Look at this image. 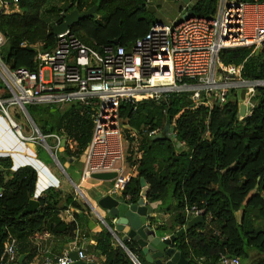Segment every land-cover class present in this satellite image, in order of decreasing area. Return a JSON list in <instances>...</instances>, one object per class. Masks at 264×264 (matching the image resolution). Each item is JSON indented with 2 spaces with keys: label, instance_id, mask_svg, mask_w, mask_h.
<instances>
[{
  "label": "trees",
  "instance_id": "1",
  "mask_svg": "<svg viewBox=\"0 0 264 264\" xmlns=\"http://www.w3.org/2000/svg\"><path fill=\"white\" fill-rule=\"evenodd\" d=\"M156 2L19 0V11L0 12V31L6 38L2 49L4 61L14 69L36 70L37 51L22 44L43 43V50L54 48L57 37L53 27L62 24L68 13H83L94 6L96 16L76 22L71 30L90 45L112 44L119 39L121 45L130 49L137 38L160 21L155 14L161 4ZM218 2L190 0L189 8L194 16L210 18L216 14ZM151 6L156 7L155 12L149 10ZM183 7L184 3L179 2V12ZM220 58L225 64L243 65L244 79L264 80V48L259 54L253 53L251 47L223 49ZM9 96L0 79V97ZM189 96L183 92L160 101L121 104L120 116L133 133L130 143L139 139V157L132 164L137 174L126 184L122 197L138 201L141 178H145L149 185L147 201L161 200L157 211L170 215L158 228L166 234L185 228L177 238V247L190 259V264H218L221 254L236 256L241 261L254 257L252 264H264V86L256 87L252 112L244 118L240 116L239 98L234 90L225 104L211 108L194 106ZM48 113L52 115L50 122L39 124L33 119L43 134L60 133L67 139L59 160L63 166L73 160L65 168L70 174V170L82 166L92 138L91 112L73 102L63 110L49 106ZM167 124L174 128V138L167 135ZM154 131L162 137L154 139ZM68 141L75 142L76 149ZM42 150V146L38 145L37 151L22 141L6 117L0 115V264L11 235L17 240L18 255L27 254L23 263L27 264L33 257L31 236L49 231L75 237L80 228V213H75V221L70 223L62 220L60 213L71 207L82 211L85 203L82 205L72 193L64 194L53 186L38 198L39 207L34 213L22 215L37 189L38 171L34 166H41L40 162L54 165ZM49 181L43 182L41 171L40 185ZM192 206L205 210V221L188 228L185 209ZM208 220L217 230H206ZM88 227L93 228L89 224ZM94 239L96 244L91 249L104 257L103 264H135L107 227H102ZM125 245L141 262L142 258L149 264L136 242L126 241ZM201 258L203 261L199 262Z\"/></svg>",
  "mask_w": 264,
  "mask_h": 264
},
{
  "label": "built area",
  "instance_id": "2",
  "mask_svg": "<svg viewBox=\"0 0 264 264\" xmlns=\"http://www.w3.org/2000/svg\"><path fill=\"white\" fill-rule=\"evenodd\" d=\"M18 2L2 1L0 12L19 11ZM189 7L190 3H184L179 18L174 21L154 23L130 49L120 43L90 45L71 27L55 35L56 46L52 49L43 50V43H23L24 47L37 51L36 70L14 69L6 64L2 54L6 38L0 31V79L10 94L8 98L0 97V115L6 117L22 141L46 148L54 165L61 166L62 134H43L26 105H56L61 110L73 102L85 106L91 112L94 129L83 159L81 180L94 173L116 171L118 176L113 180L110 194H118L130 179V175L124 174L123 164L126 152L123 136L126 126L120 116L123 102L160 101L170 94L185 92L190 94L194 106L211 108L225 104L234 90L239 104L247 105L246 117L252 112L256 87L264 86V80L244 79L243 65L225 64L220 58L223 49L251 47L254 53L264 48V2L219 0L217 12L210 18L189 15ZM242 88L247 89L243 100ZM12 104L23 109L25 124L11 116ZM156 134L157 131L151 133ZM74 143L69 142L72 149ZM76 185L82 191L80 184ZM185 213L190 220L204 216L205 210L192 206ZM75 250L80 260L99 264V255L88 253L81 246ZM69 252L56 256L39 254L38 259L27 264H70ZM18 256L17 240L11 235L1 261L15 264ZM218 264H242V261L221 254Z\"/></svg>",
  "mask_w": 264,
  "mask_h": 264
},
{
  "label": "water",
  "instance_id": "3",
  "mask_svg": "<svg viewBox=\"0 0 264 264\" xmlns=\"http://www.w3.org/2000/svg\"><path fill=\"white\" fill-rule=\"evenodd\" d=\"M185 4H189L190 0H183ZM99 3H97L98 5ZM151 12L156 11L155 6H151L149 9ZM96 6L91 9L80 13L77 10H74L66 15L65 21L60 25H55L53 31L55 35H58L68 28L72 27L76 22L88 18L90 16L95 17ZM188 14L192 15L193 11L191 8L188 10ZM186 16L185 14L183 15ZM119 39L113 41V44H118ZM260 53V48L257 49L256 54ZM246 88L241 89L240 97L243 100L246 94ZM247 105L246 103L240 104V116L245 117ZM129 129V126H127ZM167 135L171 138H174V128L170 127L169 124L166 125ZM162 137V134L159 133L154 136V139ZM67 145V139L63 137L62 145L60 148V153L64 154L65 148ZM180 146V145H178ZM71 161H73L71 159ZM61 167L65 170L64 166L61 164ZM66 172V170H65ZM118 176V172H102L94 173L91 177L95 180L102 181H112ZM70 178V177H69ZM71 179V178H70ZM71 182L76 187L84 199L86 196L79 189L76 183ZM141 193L140 198L136 202H131L129 198H123L111 194H107L102 197L97 206L105 211L104 217L98 212L96 207L92 205L88 200V203L92 206L95 211V215L100 217V219L106 224L107 228L116 238L117 242L128 252L131 259L134 263L140 264L138 258L126 247L125 242L128 240L135 241L138 246L141 248L146 261L149 264H190L189 259L178 249L177 247V238L185 232V228L178 230L175 233H172L169 237H164L159 234L155 227L151 225V215L158 209L159 205L162 204V201L148 202L147 196L149 192V185L146 182L145 178H141ZM39 207L38 199L33 198L29 206L23 211L22 215H28L34 213ZM205 217L203 215L195 216L187 222V227L192 228L195 225L203 223ZM234 257L233 255H229ZM27 254L19 255L15 264H23ZM69 257L71 259L70 264H98L95 262H86L80 260L78 257L77 250H71L69 252Z\"/></svg>",
  "mask_w": 264,
  "mask_h": 264
},
{
  "label": "crops",
  "instance_id": "4",
  "mask_svg": "<svg viewBox=\"0 0 264 264\" xmlns=\"http://www.w3.org/2000/svg\"><path fill=\"white\" fill-rule=\"evenodd\" d=\"M1 4H2V0H0V11H1ZM72 162L73 161L69 160L66 163L67 169L69 168V166ZM81 163H82V167H83V161H81ZM40 164L42 167L33 165L38 171V183H37V189H36L35 196H34L35 199H38L39 197H41L44 194L45 190H47L49 187L53 186V187L59 188L64 194L72 193L74 195L75 200L79 201L80 203L82 202L80 197L78 196V194L72 190V188H74V187L71 186V184H73V183L67 178V176L62 175L61 173L57 172L54 165H47L43 162H40ZM123 164H124V162H123ZM16 167L17 166L15 165L14 168H16ZM129 168H131V172L126 173V167H125L124 174H127L128 176L130 175V178H131L132 176H135L137 174V168H136V166H133V165L130 166ZM41 171L44 174H49L48 179L50 180L47 184L42 185V186L40 185ZM73 171H76V170H73ZM68 175H69V177H71L70 174H68ZM96 181H98L99 183L102 182V180H96ZM107 182H110V181H107ZM76 184H78V183H76ZM92 189H93V186H92ZM111 189H112V186L108 187L103 192L94 190L95 191V193H94L95 198H89L88 197L90 199V201L92 202V205H94L96 207L98 212L103 217L105 215V211L103 209L99 208L97 206V203L102 197H104L107 194H110ZM122 192L123 191H119L118 194H114V195L122 197ZM81 204L84 205L83 202ZM83 207L84 208L82 209V211L79 209H75V208L71 207V208H69L65 211H62L60 213L61 219L66 221L67 223L75 221V213H80V217H82L81 220L79 221L80 228L76 231L75 237H69V236H65V235H54V234H51L49 231L42 232V233H36L33 236H31L30 241L32 243V249H33L32 260L38 259L39 254L41 256L42 255H51V256L61 255L65 251L75 250V248H77L78 246L84 247L88 253H95L91 249V247L96 244V241L94 239V235L97 232L101 231L102 227H107V226L100 219V217L95 215V211L91 206L84 205ZM153 218L155 219L154 221H153ZM169 218H170L169 214H166L162 211H157V210H155L152 213L151 218H150L152 227H155L157 232L164 237L171 235L172 233L166 234L164 230L158 228V223L162 224V223L168 221ZM87 221H88L89 226L91 225V226H93V228L90 229L88 227ZM208 229H213L214 231L217 230V227H215V224H213L211 222V220H208V227L206 228V230H208ZM128 241H133V240H128ZM95 254L99 255L98 253H95ZM144 259H145V256H144ZM141 260H142V262L140 260L139 261L142 264H146L143 262L142 258H141ZM189 261H190V259H189ZM202 261H203V258L199 259V262H202ZM103 262H104V257L99 255V264H103Z\"/></svg>",
  "mask_w": 264,
  "mask_h": 264
},
{
  "label": "rangeland",
  "instance_id": "5",
  "mask_svg": "<svg viewBox=\"0 0 264 264\" xmlns=\"http://www.w3.org/2000/svg\"><path fill=\"white\" fill-rule=\"evenodd\" d=\"M155 1V0H154ZM156 3H160L161 6L158 8V10L156 11V18L160 20V22H171L174 21L176 19L179 18V3L177 1H161V0H156ZM60 4V3H59ZM56 105H53L52 107H55ZM28 112L33 116V118L39 123H45V122H50L52 115L50 113H48V104H40V105H32V104H27L26 105ZM54 109V108H53ZM9 112L11 114V116L18 122V123H22L25 124L26 121V116L25 113L23 111V109H21V107L17 104H12L9 106ZM126 126V125H125ZM131 133V134H130ZM132 132H129L126 126V129L123 133L124 136V142H125V146H126V152H125V159H124V165L126 167V173H130L131 172V168L130 165H132L136 159H138V143H139V139H135L133 141V143H130L132 141L129 140V136L132 135ZM134 137H137L136 135H133ZM49 142H51V140H49ZM28 145H34L35 150L38 151V145L37 144H28ZM42 151H43V155L44 157L47 159H50L51 162H53V158L50 155V153L48 152V150L44 147H42ZM73 149H76V143L73 144ZM49 165H52L49 164ZM55 169L57 172L61 173L62 175L66 176V173L64 172L65 170L59 166V165H54ZM67 164L64 165V168H66ZM82 171H83V167H79L78 169H76V171H72L70 170V174H71V178L73 179V181L75 183H80V188L82 189V192L84 193V195L86 196V199H84L82 197V195L77 192L76 187L71 184V186H73L74 188H72L73 191H75V193L78 194V196L80 197L81 201L83 202V204L85 203L86 206H91L88 201L90 203H92L90 201L89 198H95L94 197V193L96 191H105L108 187L113 185V181L107 182V181H102L101 183H99L98 181H96L95 179H93L91 176H87L83 181L81 180L82 177ZM48 174H44L42 172V178H43V182H47L49 179L47 177ZM82 182V183H81ZM93 186V189H92ZM89 197V198H88ZM88 200V201H87ZM92 207V206H91ZM241 213L238 214V217L240 218ZM254 257H252L251 259L248 260H243L242 264H249L250 261L254 262Z\"/></svg>",
  "mask_w": 264,
  "mask_h": 264
},
{
  "label": "bare ground",
  "instance_id": "6",
  "mask_svg": "<svg viewBox=\"0 0 264 264\" xmlns=\"http://www.w3.org/2000/svg\"><path fill=\"white\" fill-rule=\"evenodd\" d=\"M84 194V193H83Z\"/></svg>",
  "mask_w": 264,
  "mask_h": 264
}]
</instances>
